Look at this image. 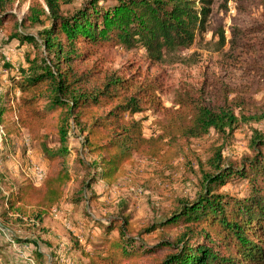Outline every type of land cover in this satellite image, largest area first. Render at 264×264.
I'll return each mask as SVG.
<instances>
[{"label": "trees", "instance_id": "1", "mask_svg": "<svg viewBox=\"0 0 264 264\" xmlns=\"http://www.w3.org/2000/svg\"><path fill=\"white\" fill-rule=\"evenodd\" d=\"M12 2L0 0V34L5 22L15 21L9 40L32 45L41 53L18 70L13 93L19 95L0 109L1 122L12 121L18 128L46 127V135L53 134L56 140L54 146L43 145V153L60 167L46 174L40 189L28 180L6 197V213L24 214L25 202H38L41 210L34 217L41 224L60 203L63 187L75 179L66 160L72 157V139L80 154L74 160L87 172L85 191L99 182L112 185L135 155L160 158L178 139L190 141L211 133L228 136L248 120L240 96L231 98L236 90L216 75L202 85H181L173 106L164 108L158 78L123 67L106 68L104 56L110 48L141 50L152 66L174 64L211 34L221 47L243 48L264 59V0H222L218 11L223 20L217 25L216 0H85L71 12L59 0L43 4L34 0L22 21L7 11ZM256 13L259 16L252 19ZM27 24L36 33L22 31ZM240 68L256 73L262 69L254 61ZM150 109L163 113L160 133L148 138L136 116ZM251 148L253 156L243 158L240 167L227 162L223 148H217L210 161L215 173L205 175L196 203L185 204L141 231L148 235L158 229L167 234L175 230L172 239L138 245L130 235L128 217L102 226L96 223L101 230L96 242L73 243L72 251L80 254L73 264H264V134L255 132ZM235 181L242 196L220 193L221 187ZM15 239L12 242L18 244L31 242ZM9 242L0 245V260L10 249ZM54 254L51 264H60L61 255ZM42 258L36 248L26 260L43 264Z\"/></svg>", "mask_w": 264, "mask_h": 264}, {"label": "rangeland", "instance_id": "2", "mask_svg": "<svg viewBox=\"0 0 264 264\" xmlns=\"http://www.w3.org/2000/svg\"><path fill=\"white\" fill-rule=\"evenodd\" d=\"M33 1L13 0L7 11L22 21ZM37 1L44 3V0ZM59 1L65 11L71 12L85 0ZM216 1L214 22L217 25L222 19V13L218 11L222 0ZM257 16L259 13L252 19ZM229 23V19H225L224 24L227 26ZM28 27L27 24L26 30L22 31L36 33ZM14 28L15 21L5 22L0 34V109L11 105L19 95L18 92L16 95L13 93L18 70L28 65V58H36L41 53L32 45L20 43L17 39L9 40ZM104 57L106 68L123 67L130 72L140 71L143 77L158 78L162 85L160 103L164 108L173 106L174 93L181 85H202L205 78L212 81L216 75L227 87L236 90L231 98L240 96L248 120L241 121L233 134L228 136L211 133L201 139H178L167 146L160 158L135 155L112 185L99 182L85 191L82 189L87 181V172L74 160L80 154L77 152L78 142L72 139L69 143L72 157L66 160L74 170L72 175L75 179L63 187L60 203L48 211L39 224L34 217L40 209L38 202L37 205L25 202L24 215L17 211L6 213L5 199L28 180L40 189L46 174L58 170L60 162L51 163L43 153V145L54 146L56 139L53 134L46 135V127L18 128L12 121L3 123L0 118V125L5 128L6 134L0 143V245L11 241L10 249L5 252L0 264H36L34 259L26 260L36 248L43 255V264H51L52 253L61 255L60 264H73L80 256L72 251L73 243L79 240L84 244L87 239L96 242L101 233L96 223L102 226L124 217L129 218L130 235L137 239L138 245H152L163 238L170 240L176 236L175 230L167 234L158 229L148 235H141V231L177 213L185 204L196 203L204 188L205 175L215 173L210 166L214 151L222 147L224 158L237 167H240L243 158L253 156L251 143L255 132L264 134V59L254 58L243 48L221 47L219 38L213 39L211 34H207L204 41H198L192 50L181 54L174 64L152 66L143 51L129 52L122 48H110ZM249 61L259 63L262 69L256 73L240 68L246 67ZM162 113L150 109L136 116L143 121L146 137L158 136ZM252 117L262 120H252ZM84 159L92 161L88 156ZM35 167L42 169V181H38ZM238 183L231 182L219 191L233 197L242 196V187ZM35 193L33 190L32 194ZM82 193L85 194L84 199L77 202ZM112 234L116 235L117 231ZM17 237L31 242H12Z\"/></svg>", "mask_w": 264, "mask_h": 264}, {"label": "built area", "instance_id": "3", "mask_svg": "<svg viewBox=\"0 0 264 264\" xmlns=\"http://www.w3.org/2000/svg\"><path fill=\"white\" fill-rule=\"evenodd\" d=\"M0 71H1V69H0ZM5 137H6V134H5L4 127L0 125V143H1L2 139H4ZM34 169H35V172L38 173V175H37L38 181H42V179H43L42 169L39 167H35Z\"/></svg>", "mask_w": 264, "mask_h": 264}]
</instances>
